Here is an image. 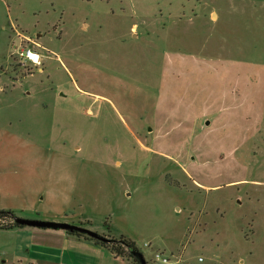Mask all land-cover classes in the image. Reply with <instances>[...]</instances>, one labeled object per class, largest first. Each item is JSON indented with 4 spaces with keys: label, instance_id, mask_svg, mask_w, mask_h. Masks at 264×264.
<instances>
[{
    "label": "rangeland",
    "instance_id": "obj_1",
    "mask_svg": "<svg viewBox=\"0 0 264 264\" xmlns=\"http://www.w3.org/2000/svg\"><path fill=\"white\" fill-rule=\"evenodd\" d=\"M0 123L148 264H264V0H0Z\"/></svg>",
    "mask_w": 264,
    "mask_h": 264
},
{
    "label": "crops",
    "instance_id": "obj_2",
    "mask_svg": "<svg viewBox=\"0 0 264 264\" xmlns=\"http://www.w3.org/2000/svg\"><path fill=\"white\" fill-rule=\"evenodd\" d=\"M8 126L0 123V209H12L29 218L91 222L92 216L86 211L78 213L66 206L76 194L81 175L79 159L72 154L80 152L79 147L70 152L67 142L40 141L23 136L17 124ZM97 230L115 236L109 229ZM0 264L132 263L93 240L65 230L25 226L0 229Z\"/></svg>",
    "mask_w": 264,
    "mask_h": 264
},
{
    "label": "trees",
    "instance_id": "obj_3",
    "mask_svg": "<svg viewBox=\"0 0 264 264\" xmlns=\"http://www.w3.org/2000/svg\"><path fill=\"white\" fill-rule=\"evenodd\" d=\"M20 216L17 212H15L12 209H0V229H9V228H14V227H25L26 225L18 224L14 222V218ZM23 217V216H20ZM82 225V223H80ZM67 233L70 234H75L78 236L85 237L87 239L93 240L95 243L101 244L108 249H110L112 252H114L117 255H121L128 260L131 261L132 264H140L139 260L133 256L131 253V250L133 249H138L136 243L132 240L127 238L124 235H120L118 237L112 236L108 234L111 238L109 242H103L100 240H97L93 238L92 236L87 235L84 232H79L76 230H65Z\"/></svg>",
    "mask_w": 264,
    "mask_h": 264
},
{
    "label": "water",
    "instance_id": "obj_4",
    "mask_svg": "<svg viewBox=\"0 0 264 264\" xmlns=\"http://www.w3.org/2000/svg\"><path fill=\"white\" fill-rule=\"evenodd\" d=\"M14 222L26 226L31 227H38V228H51V229H62V230H76L79 232H84L93 238L103 241L109 242L111 238L105 234L99 233L97 231L91 230L81 224L69 223L64 221H57V220H44L38 218H26L17 216L14 218ZM133 256H135L140 264H148L146 258L144 257L143 253L138 249L131 250Z\"/></svg>",
    "mask_w": 264,
    "mask_h": 264
},
{
    "label": "built area",
    "instance_id": "obj_5",
    "mask_svg": "<svg viewBox=\"0 0 264 264\" xmlns=\"http://www.w3.org/2000/svg\"><path fill=\"white\" fill-rule=\"evenodd\" d=\"M18 53L20 54V56L25 57L26 59L30 60L31 62L35 63V64H39L40 63V56L38 53H36L35 51H33L31 48H22L20 51H18ZM34 53L37 56H39V58L35 59L31 56V54ZM158 264H169L170 263V259L168 256L164 255L163 253L160 252H156L155 253V261Z\"/></svg>",
    "mask_w": 264,
    "mask_h": 264
},
{
    "label": "bare ground",
    "instance_id": "obj_6",
    "mask_svg": "<svg viewBox=\"0 0 264 264\" xmlns=\"http://www.w3.org/2000/svg\"><path fill=\"white\" fill-rule=\"evenodd\" d=\"M31 56L35 59L39 58V56H37L36 54L32 53Z\"/></svg>",
    "mask_w": 264,
    "mask_h": 264
}]
</instances>
